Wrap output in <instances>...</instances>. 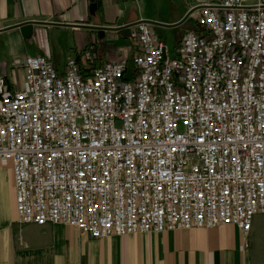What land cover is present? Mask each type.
Segmentation results:
<instances>
[{
  "label": "built area",
  "instance_id": "1",
  "mask_svg": "<svg viewBox=\"0 0 264 264\" xmlns=\"http://www.w3.org/2000/svg\"><path fill=\"white\" fill-rule=\"evenodd\" d=\"M152 27L130 28L131 61L28 56L20 89L0 77L17 222L92 239L234 226L248 248L264 215V0L199 6L174 51Z\"/></svg>",
  "mask_w": 264,
  "mask_h": 264
},
{
  "label": "crops",
  "instance_id": "2",
  "mask_svg": "<svg viewBox=\"0 0 264 264\" xmlns=\"http://www.w3.org/2000/svg\"><path fill=\"white\" fill-rule=\"evenodd\" d=\"M213 1L219 0H97L100 7L91 15L90 0H0V77L12 92L23 85L22 61L28 56L43 55L62 71L71 57L89 69L136 53L130 37L95 28L186 19L177 28L151 24L165 42L163 35L175 32L174 51L188 31L181 34L184 24L195 23L198 7ZM149 5L157 6L154 14ZM26 22L34 23L29 38L19 28ZM6 163L0 160V264H264V215L254 218L248 248L234 226L92 239L63 225H20Z\"/></svg>",
  "mask_w": 264,
  "mask_h": 264
},
{
  "label": "water",
  "instance_id": "3",
  "mask_svg": "<svg viewBox=\"0 0 264 264\" xmlns=\"http://www.w3.org/2000/svg\"><path fill=\"white\" fill-rule=\"evenodd\" d=\"M91 1V5H90V14L91 15H95L96 11H97V0H90ZM186 19H184L182 22L175 24V25H163L160 23H154V22H149L147 21V23L150 24H154V25H159V26H164L167 28H177L180 27ZM134 25V24H133ZM133 25H128V26H124V27H117V28H111V29H104V28H95V30L99 33H104L106 31L109 32H118L122 37L127 38L130 37V28ZM34 23L33 22H26V23H22L19 25V28L21 29L22 33L24 34V36L26 38H29L32 35V29H33Z\"/></svg>",
  "mask_w": 264,
  "mask_h": 264
},
{
  "label": "rangeland",
  "instance_id": "4",
  "mask_svg": "<svg viewBox=\"0 0 264 264\" xmlns=\"http://www.w3.org/2000/svg\"><path fill=\"white\" fill-rule=\"evenodd\" d=\"M147 10H148V12L150 14H154L157 11V6H150L149 5L147 7ZM194 24L195 23H194L193 20L188 19V21L184 24L185 26L183 28H181V30H180V31H182L181 34H184L185 31H187V30L189 31L190 30V27L192 25H194ZM163 37L165 38L167 44L169 45L170 50L172 51L173 50V47L175 46V43H176V35H175V32L174 31H170L168 35H165L164 34ZM111 44H113V43H111ZM172 54H171V56H173ZM129 60L131 61V58ZM130 64H131V62H130ZM6 166L9 167L8 162L6 163Z\"/></svg>",
  "mask_w": 264,
  "mask_h": 264
},
{
  "label": "trees",
  "instance_id": "5",
  "mask_svg": "<svg viewBox=\"0 0 264 264\" xmlns=\"http://www.w3.org/2000/svg\"><path fill=\"white\" fill-rule=\"evenodd\" d=\"M97 6H98V8L100 7V4H98V2H97Z\"/></svg>",
  "mask_w": 264,
  "mask_h": 264
}]
</instances>
